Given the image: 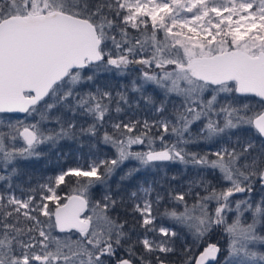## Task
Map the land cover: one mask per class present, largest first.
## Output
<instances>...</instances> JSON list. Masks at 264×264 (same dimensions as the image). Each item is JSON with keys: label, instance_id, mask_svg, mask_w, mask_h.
<instances>
[{"label": "snow or ice", "instance_id": "1", "mask_svg": "<svg viewBox=\"0 0 264 264\" xmlns=\"http://www.w3.org/2000/svg\"><path fill=\"white\" fill-rule=\"evenodd\" d=\"M0 264H264V0H0Z\"/></svg>", "mask_w": 264, "mask_h": 264}, {"label": "trees", "instance_id": "2", "mask_svg": "<svg viewBox=\"0 0 264 264\" xmlns=\"http://www.w3.org/2000/svg\"><path fill=\"white\" fill-rule=\"evenodd\" d=\"M27 167L37 173L50 174L54 172L57 168V164L55 161V154H53L50 161H46L43 159L40 161H32L31 163L27 165ZM221 243H223L222 240H221Z\"/></svg>", "mask_w": 264, "mask_h": 264}]
</instances>
